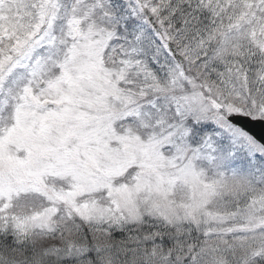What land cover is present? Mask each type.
<instances>
[{"label":"snow or ice","instance_id":"6c2138e0","mask_svg":"<svg viewBox=\"0 0 264 264\" xmlns=\"http://www.w3.org/2000/svg\"><path fill=\"white\" fill-rule=\"evenodd\" d=\"M0 264H264V0H0Z\"/></svg>","mask_w":264,"mask_h":264}]
</instances>
